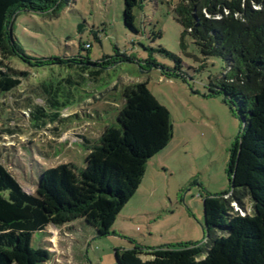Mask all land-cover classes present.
Instances as JSON below:
<instances>
[{"label":"rangeland","instance_id":"rangeland-1","mask_svg":"<svg viewBox=\"0 0 264 264\" xmlns=\"http://www.w3.org/2000/svg\"><path fill=\"white\" fill-rule=\"evenodd\" d=\"M179 2L142 0L135 11L139 34L125 27L123 0H71L58 11L52 6L39 14L22 12L15 19L14 37L31 57L94 64L110 58L100 67L87 62L31 67L16 58L8 61L27 76L7 96L9 105L0 114V147L8 150L1 162L28 194L35 193L40 175L49 169L63 164L85 168L89 146L79 136L99 145L107 126L119 127L126 87L148 83L173 125L171 142L150 160L136 195L115 224L114 236L96 238L89 230L78 231V224L72 231L50 226L33 235L32 247L50 252L48 264H117V250L138 249L147 261L158 249L193 243L205 249L203 202L229 190L230 152L240 121L237 109L218 93L217 79L227 64L204 57L192 38L184 36L175 14ZM81 66L100 71L95 79L86 75L89 85L82 88L67 82L79 81ZM43 83L58 89L59 102L68 92L74 95V106L59 112L57 121L34 113L37 106L49 118L54 112L46 105ZM245 203L246 211L234 201L231 206L245 216L253 212L249 198Z\"/></svg>","mask_w":264,"mask_h":264},{"label":"trees","instance_id":"trees-1","mask_svg":"<svg viewBox=\"0 0 264 264\" xmlns=\"http://www.w3.org/2000/svg\"><path fill=\"white\" fill-rule=\"evenodd\" d=\"M70 1L0 0V114L9 105L7 96L27 76L8 64L13 58L31 67L71 66L74 62L100 67L110 62L108 57L104 64L82 59H37L27 55L17 42L13 25L19 14H39L52 6L58 11ZM123 1L125 27L139 34L135 11L142 7V0ZM175 14L184 36L192 38L204 57H218L227 64V70L217 79L218 93L225 96L232 110L237 109L240 121V134L230 152L229 190L222 196L204 199L205 249L199 243L158 249L150 253L147 261L142 260L138 249L117 250L116 262L264 264V0H180ZM88 68L78 67L79 81L67 82L81 88L89 85L85 76L95 79L100 71L90 72ZM180 69L178 60L177 76ZM41 87L46 105L54 112L49 118L47 111L37 106L34 113L57 121L61 111L74 102V95L68 92L59 102L57 88L44 83ZM123 98L119 127L107 126L99 145L79 136L89 146L85 168L63 164L45 171L33 195L1 162L8 150L0 147V264H48L50 252L34 249L32 238L50 226L72 231L78 224V231L89 230L96 238L114 234V226L136 195L150 160L163 152L173 138L170 112L152 95L148 83L126 87ZM26 101L31 105L29 99ZM33 118L36 119L34 115ZM226 195L230 199L224 198ZM247 198L253 212L245 216L235 213L232 201L246 211Z\"/></svg>","mask_w":264,"mask_h":264},{"label":"crops","instance_id":"crops-1","mask_svg":"<svg viewBox=\"0 0 264 264\" xmlns=\"http://www.w3.org/2000/svg\"><path fill=\"white\" fill-rule=\"evenodd\" d=\"M73 106H74V105H70V106H68L67 108H69V107H73ZM77 115H78V114H77ZM78 116H79V118H76V119H80V115H78ZM82 137H84V136H82ZM85 138H86V137H85ZM86 139H87V138H86ZM161 153H162V152H161ZM161 153H160V154H161ZM160 154H158V155H160ZM158 155H157V156H158ZM157 156H155V157H157ZM155 157H154V158H155ZM154 158H153V159H154ZM153 159H152V160H153ZM150 162H151V161H150ZM144 177H145V176H144ZM142 182H143V181H142ZM114 227H115V226H114ZM61 229H66V230H68L67 227H62ZM68 231H69V230H68ZM114 231H115V228H114ZM114 231H113V232H114ZM114 233H115V232H114ZM90 235H91V234H90ZM114 235H115V234H113L112 236H114ZM92 236H93V235H92ZM92 236H91V237H92ZM63 237L66 238V236H63ZM93 237H94V236H93ZM60 240H61V239H60ZM61 241H62V240H61ZM61 241H60V242H61Z\"/></svg>","mask_w":264,"mask_h":264},{"label":"built area","instance_id":"built-area-1","mask_svg":"<svg viewBox=\"0 0 264 264\" xmlns=\"http://www.w3.org/2000/svg\"><path fill=\"white\" fill-rule=\"evenodd\" d=\"M230 197V195H226L224 198L228 199Z\"/></svg>","mask_w":264,"mask_h":264}]
</instances>
